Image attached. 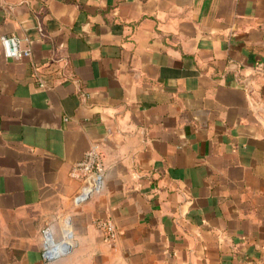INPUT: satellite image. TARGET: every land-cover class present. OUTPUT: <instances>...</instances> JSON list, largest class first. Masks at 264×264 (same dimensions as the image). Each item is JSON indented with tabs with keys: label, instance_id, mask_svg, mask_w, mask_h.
Segmentation results:
<instances>
[{
	"label": "crops",
	"instance_id": "0c3cea01",
	"mask_svg": "<svg viewBox=\"0 0 264 264\" xmlns=\"http://www.w3.org/2000/svg\"><path fill=\"white\" fill-rule=\"evenodd\" d=\"M258 63L264 0H0V264H264Z\"/></svg>",
	"mask_w": 264,
	"mask_h": 264
},
{
	"label": "built area",
	"instance_id": "2783aa9c",
	"mask_svg": "<svg viewBox=\"0 0 264 264\" xmlns=\"http://www.w3.org/2000/svg\"><path fill=\"white\" fill-rule=\"evenodd\" d=\"M1 43L4 54L8 57L24 58L30 54V51L21 47V40L15 36H2ZM258 73H264V63H258L255 66ZM38 85L46 87V82L39 79ZM73 174L83 181V186L74 199L76 201L89 197L92 193L101 189L103 181V155L97 145L92 146L85 154L84 158L77 162L73 168ZM96 226L103 232L105 238L109 241L117 239L118 231L114 224L108 219H97ZM43 255L46 259H53L67 245H59L53 239L48 228L43 229Z\"/></svg>",
	"mask_w": 264,
	"mask_h": 264
},
{
	"label": "water",
	"instance_id": "95a60500",
	"mask_svg": "<svg viewBox=\"0 0 264 264\" xmlns=\"http://www.w3.org/2000/svg\"><path fill=\"white\" fill-rule=\"evenodd\" d=\"M68 249H69L68 246H64V247H63V252L67 251Z\"/></svg>",
	"mask_w": 264,
	"mask_h": 264
}]
</instances>
